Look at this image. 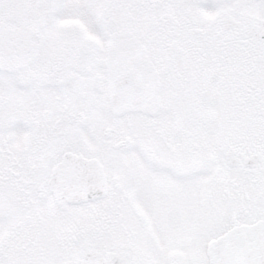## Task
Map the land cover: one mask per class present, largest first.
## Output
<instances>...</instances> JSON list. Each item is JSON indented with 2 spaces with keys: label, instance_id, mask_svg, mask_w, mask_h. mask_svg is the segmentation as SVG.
Listing matches in <instances>:
<instances>
[{
  "label": "snow or ice",
  "instance_id": "obj_1",
  "mask_svg": "<svg viewBox=\"0 0 264 264\" xmlns=\"http://www.w3.org/2000/svg\"><path fill=\"white\" fill-rule=\"evenodd\" d=\"M0 264H264V0H0Z\"/></svg>",
  "mask_w": 264,
  "mask_h": 264
}]
</instances>
